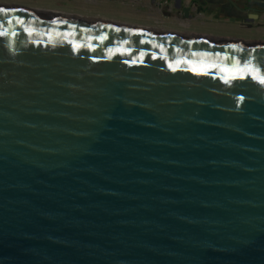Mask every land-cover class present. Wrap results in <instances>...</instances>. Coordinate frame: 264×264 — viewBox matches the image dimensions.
I'll use <instances>...</instances> for the list:
<instances>
[{"label":"water","instance_id":"95a60500","mask_svg":"<svg viewBox=\"0 0 264 264\" xmlns=\"http://www.w3.org/2000/svg\"><path fill=\"white\" fill-rule=\"evenodd\" d=\"M257 74L264 36L0 0V264H264Z\"/></svg>","mask_w":264,"mask_h":264},{"label":"crops","instance_id":"0c3cea01","mask_svg":"<svg viewBox=\"0 0 264 264\" xmlns=\"http://www.w3.org/2000/svg\"><path fill=\"white\" fill-rule=\"evenodd\" d=\"M171 25L264 36V0H26ZM188 7L187 16L182 9Z\"/></svg>","mask_w":264,"mask_h":264},{"label":"snow or ice","instance_id":"6c2138e0","mask_svg":"<svg viewBox=\"0 0 264 264\" xmlns=\"http://www.w3.org/2000/svg\"><path fill=\"white\" fill-rule=\"evenodd\" d=\"M2 11H8V10L2 9ZM253 78L256 79L259 83L264 84V75L257 74Z\"/></svg>","mask_w":264,"mask_h":264}]
</instances>
